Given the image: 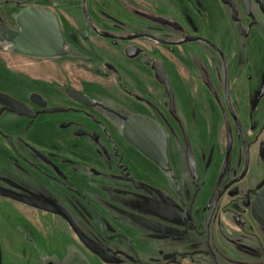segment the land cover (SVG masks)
Masks as SVG:
<instances>
[{"label": "rangeland", "instance_id": "1", "mask_svg": "<svg viewBox=\"0 0 264 264\" xmlns=\"http://www.w3.org/2000/svg\"><path fill=\"white\" fill-rule=\"evenodd\" d=\"M37 1L0 0V31L10 28L17 33L16 16L27 7L52 8ZM78 1L71 0L70 9L64 11L59 6L56 12L64 20L66 12L79 15ZM137 1L142 13L160 18L166 16L167 9L175 11L180 18L172 22L190 35L184 39L186 47H163L156 40L149 49L150 61L166 68L172 104L149 62L145 76L139 70L142 60L125 64L126 60L116 58L106 46H101L98 54L66 53L45 62L15 53L12 44L2 41L0 32V92L37 111L30 101L33 94L45 96L49 105L56 107L63 103L66 86L52 83L66 84L106 105L109 114L105 120L111 131L110 136L101 135L104 148L99 151L91 135L68 124L75 121L69 118L73 115L29 119L0 114V187L48 203L59 202L74 211L77 220L108 246L112 264H264V229L251 216L252 203L264 186V18L254 2L252 17H247L240 0H232L238 21H233V10L222 0ZM88 5L98 20L110 17L111 22L118 12L132 15L122 5L124 11H119L116 0H89ZM137 21L138 30H145L147 22ZM238 22L247 33L241 34ZM153 30L159 39L176 41L180 35L158 24ZM104 61L119 71H108ZM117 75L145 98L148 95L139 84H147L152 93L148 104L132 100L128 106L121 105L118 99L125 97L117 87ZM201 79L211 84L210 88L201 85ZM139 112L168 128L169 171L146 160L125 140L123 121ZM229 135L233 141L230 154ZM188 149L197 161L195 173L188 165ZM244 172L245 178L228 194L248 195L249 201L243 202L249 207L244 208L247 215L218 210L213 225L219 222V228L209 230L213 236L209 244L204 236L181 228L184 221L188 226L193 216H199L195 207L208 208L225 179ZM132 175L135 186L129 181ZM119 190L126 194L119 195ZM84 194L90 198H81ZM191 200L195 205L188 203ZM236 202L242 209V202ZM223 203L215 200L217 206L223 207ZM93 210L96 212H90ZM133 216L155 221L162 229H146L136 224ZM240 223L249 229H241ZM220 231L228 241L221 240ZM207 254L214 255V262ZM0 264L107 263L94 257L62 218L0 194Z\"/></svg>", "mask_w": 264, "mask_h": 264}, {"label": "flooded vegetation", "instance_id": "2", "mask_svg": "<svg viewBox=\"0 0 264 264\" xmlns=\"http://www.w3.org/2000/svg\"><path fill=\"white\" fill-rule=\"evenodd\" d=\"M35 1H37V0H35ZM70 1L71 0H39L36 3H39V4H45V3H47L52 8H40V7L31 6V7H34L36 9H40V10H43V11H49V12L53 13L56 16V18H57V20L59 22L61 34H62L63 39H64L63 52L59 56L52 57V58H42V57H35V58L44 60L45 62H49L50 60H53L55 58L63 57L64 54H66V53H73V54L74 53H83V54L96 53V54H98L99 53L98 49H102L101 46H106V47H108L110 49V51H111L110 53L116 54V58H119L120 57L124 61L126 60L125 62L123 61L125 64H127L128 61H131L132 62L134 60L135 61L136 60H142V63L141 64L139 63L140 64L139 65V68H140L139 70L145 76H147L148 73L146 71H144V70H147V65L146 64H148V62H149V64H151L150 65V68H151V70L154 73V78H155L156 82L160 86H162V88L164 90V94H166V96L169 97V99H170L169 102L172 104L173 94H171V92H172L171 91L172 90L171 89V83H170V81L166 77V68H165V66L163 64H161L159 62L150 61V58L149 57H150V53L152 51L149 50V49H152V47L154 46V43H156V40H159L160 42L158 43V45L163 46V47H166L168 44H176L177 46H185L186 47V41L184 39L187 38V37H189L190 35L189 34H186L185 31H184V29L180 28V26L178 24L172 22V20L173 21H176L177 19H179L180 18V15L178 13H176L175 11H171V10H168L167 9L166 16L160 18V17L154 16L152 14L142 13L140 11L141 9L139 8V5L140 4H139V2L137 0H116V5L118 6L119 11L120 10L121 11H124L123 8L122 9L120 8V5H122V6H124V8H129L130 12H132V15H129L128 16V14H122L121 12H118L113 17V20L111 22H109L110 17L108 19L105 18V20L104 19L98 20L96 18V16H93L89 12V5H88L89 0H79L78 1L79 2L78 7H79V10H80V14L79 15L78 14L75 15V14H71L69 12H66L65 14H67V19L64 20L56 12V9H58L59 6H62V9L64 11H66L67 9H70V7H72V3H70ZM222 1L224 2V0H222ZM230 1H231L232 5L229 4V3H225V2L224 3L226 5H228L229 7H231V9L233 10V12H234L233 17L234 16L237 17L236 19H233V21H238V16H237V14H235L237 11L234 9L235 8V5L232 2V0H230ZM253 2L255 3V5L258 6V9L260 11V14L264 18V12L262 10V6H261V4H259L257 2V0H251V3H250V13H247L246 12V10L244 9V7H243V5L241 3L244 13L247 14L246 16L247 17H250V18L252 17L251 9H252V5L254 4ZM262 3H263V7H264L263 0H262ZM16 7L17 8L19 7V3L16 4ZM27 8H29V7H27ZM137 11L140 12V13H138ZM20 13H21V11H20ZM20 13H18V15ZM18 15L16 16V20H15V23L17 25H18V23H17V17H18ZM127 16L130 17V19H127ZM138 18H140L141 20H144V21L147 22L146 29L143 30V28H141L143 31H139L138 30V27H137L138 26V21H137ZM107 22H109V23H107ZM106 24H107V26H106ZM154 24H156V25L158 24V25L164 26L165 28H168V29L170 28L175 33H178L180 35H179V37L177 38L176 41H170V40H167V39H159V38L155 37L154 34H153L154 33V30H153ZM240 24L243 25V29H244V33H242L241 30H240L241 34L247 33L248 31L246 30V28H245V26H244V24L242 22H238V27L240 26ZM18 27H19V31H16L17 33H14L15 31L11 30L10 28L9 29L7 28V29H4V30H1L0 32H1V35H2L1 36L2 37L1 38L2 41H6L7 44H12L11 43V39L16 34H18L21 31L19 25H18ZM11 34H14L12 38H11ZM214 48H215V50H217L218 52H220L216 47H214ZM167 49H168V47H167ZM14 52L17 53L15 47H14ZM220 54H223V53L220 52ZM143 60H145L144 63H143ZM123 62L120 61V63L122 65H124ZM155 63H158V64L162 65L163 70H164V74H165V79L168 81V84H169L168 87L165 86L164 84L160 83L156 79L155 69H154V64ZM103 65H104V67L108 71H111L113 73H116V72L119 71V69H118L117 66L111 65L107 61H104ZM205 73H207V72L205 71ZM208 74L211 75V73H209V72H208ZM212 79L215 82L216 78L213 77ZM118 80H119V82L117 84V87L120 89L121 93L123 94V97H125L124 99H118V102L121 105L128 106L127 103H129L132 100H134L137 103L138 102L139 103H142L143 102L145 104L146 103L148 104V100H149L148 98L150 96H152V93H151V91H149L147 84H141V85L139 84V87L141 88V91L142 92L144 91L148 95L145 98V97H142L141 95H139L138 90L133 89L132 88L133 87L132 85H130V84L122 81L120 75L118 76ZM40 82H42V81H40ZM55 82H53V83L51 82V83L53 85L57 86V87H63V88H65V86H66L65 94L62 95L63 96V98H62L63 103L61 105H59V106L52 107V106L49 105V101H48V99L45 96L38 94V95H40L41 97H43L45 99L46 106L45 107H40L39 105H37V104L34 103V105L37 107V111H34L33 110L37 114L36 118H38L40 116H43V115H55V114L73 115V117L71 116L69 118H74L75 121H73V122L72 121H69L68 124L71 123L72 124L71 127L76 128V130L79 133H82V134H85V135H91L90 136L91 137L90 138L91 141L94 144L98 145V150L99 151H102L103 148H104L102 146V144H104V143L102 141H100L101 135H104L105 137H107V136H110V132H111L110 131L109 124L105 120V116L109 114V110L106 108V105L104 103H102L101 100H99L97 98H93L91 95H88L83 90H80V89H77V88H73V87L71 88V87L67 86L66 84L62 85V84H60L57 81H55ZM200 82H201V85L202 84H205L204 83V80H202V79H201ZM209 85H211V84L208 83V85H206V86H208L210 88ZM97 86H100V85L97 84ZM97 88H99V87H97ZM101 89L104 90L103 88H101ZM101 89H98V90L101 91ZM52 90L55 91V92L58 91L56 88H53V87H52ZM68 90H75V91H78V92L82 93L83 95H85L91 101V103H92L91 106H86V105L81 104V103L75 101L74 99H72L68 95ZM52 108H59V109H62L64 111L61 112V113L45 114V111L46 110L52 109ZM0 109H3V107L0 106ZM4 112H6V111L4 110L1 114H3ZM134 115H140V116H143V117H147L149 119L154 120L158 124H160L165 129V131L167 132L168 141H169V131H168V128H166L161 122L157 121L152 116H149V115H147L144 112H139V113L134 114ZM134 115H131V116L127 117L123 121V126H124L125 121L128 118H130V117H132ZM239 130H241V129H239ZM241 131H243V130H241ZM241 131H240V133H241ZM122 133H123V127H122ZM240 137H241L242 141L245 139L243 135H241ZM227 140H228L227 151L230 154L231 148L233 146V143H232L233 141H232L231 135L228 136V139ZM110 142L111 141H108L107 144L110 145L111 144ZM131 147L135 151H137L133 146H131ZM189 150L191 151V154L194 157V161H195L194 168H191L190 165H189V159H188V151ZM137 152L140 153L139 151H137ZM245 154H246V157H247V160H248L249 159V152H248V150H245ZM186 155H187V160H188V165H189L190 171H191V173H195L196 172V167H197V163H196L197 161H196V158H195V155H194L192 149H188L187 152H186ZM143 157L146 160H148L149 162H151L145 156H143ZM119 159H121V157H119ZM151 163H153V162H151ZM167 167H168V165L166 167L162 168V169L165 170V171H169L170 169L167 168ZM113 175L115 176L116 174H113ZM245 176H246V172H244L243 174H241V176H239V177H237V176L236 177L235 176L233 177L232 176L231 178L225 179V182H224L223 186L219 190H217V193L214 196V198L211 201H209L210 205L208 206L207 209L203 208L202 206L201 207H197V208L194 206L195 207V210H200L199 213L201 214V217H200V214H199V216H197V215L196 216H193L192 219L190 220V221H192V223L191 222H187L188 226H185V224H186L185 221L182 224L183 227H181V225L179 223L178 224L175 223V225L181 227L184 231H186L188 229L189 231H191L194 234H197L200 237L204 236V239H203L204 242H206L207 244H209L211 242L212 238H213V236H212V234L210 233L209 230H212L213 231L214 228H215V226H217L215 223L213 225V222L216 221V220H218V215L217 214L220 212L218 210H223L226 213H228L230 211H236V212H239L243 216L247 215L244 208L247 207L249 209V207L248 206L244 207L243 202L244 201H249L248 195H243V194L239 195V194H237V195H231L230 196L228 194V192H231L232 193V187H233V185L235 183H239L240 181H242L245 178ZM115 177H114V179H115ZM59 180H62V179L60 178ZM134 180H135L134 179V175H132L129 181L131 182V184L133 186L136 185V184H134ZM136 180H137V178H136ZM116 192L119 195L121 194V196H124L126 194V192L122 191L123 192L122 193L120 190L119 191H116ZM87 196L88 195H85L84 194V195H81L80 197L81 198H90V197H87ZM181 196H182L181 197L182 201L185 200L183 198V194L182 193H181ZM224 196H226V197L224 198ZM104 197L106 198V196H104ZM107 198H108V196H107ZM255 199H256V197H255ZM255 199H254V201H255ZM215 200L221 201V202L224 201L223 207L220 206V205L219 206L215 205ZM238 200H240L242 202V207H241L242 209H240V207L238 206V203L236 202ZM254 201H253V203H254ZM54 203H56V202H54ZM91 203H92V201H90L88 203V206L86 207V209H89V210L91 209V207H92ZM108 203H109V201H108ZM188 203H191V204L195 205L192 200L189 201ZM253 203H252V206H253ZM252 206H251V216H252ZM67 210H69V209H67ZM69 211L73 214V216L76 219V221L87 232V234L90 237H92L93 239H95L97 242L101 243L100 241H98L88 231V229L86 228L85 224H83L81 221H78L77 220V218L75 217L76 216V213L74 215V211L73 212H72V210H69ZM90 212H96V211L93 210V211H90ZM55 216H57V215H55ZM202 216H204V218H202ZM205 216H206V218H205ZM134 217L135 216H133V218ZM153 222H155V221H153ZM219 224L220 223L218 222V226H219ZM240 224H241V226H240L241 229H246V228L249 229V227L248 226H245V224H243V223H240ZM158 226H159V228H158L157 231H160L162 229V227L159 224H158ZM71 229H72V227H71ZM151 231H153V230H151ZM218 234H220L221 236L224 235L221 231ZM223 239L226 240V241L229 240L227 237L225 239L222 236L221 237V240L223 241ZM101 244H103V243H101ZM109 253H110V250H109ZM92 255L94 257H97L93 253H92ZM207 255L210 257V260L212 262H214V259H215L214 258V255H212V254H207ZM97 258H99V257H97ZM112 259H113V257H112ZM100 260L103 261L102 259H100ZM113 261H114V259H113ZM113 261H112V263H113Z\"/></svg>", "mask_w": 264, "mask_h": 264}, {"label": "water", "instance_id": "3", "mask_svg": "<svg viewBox=\"0 0 264 264\" xmlns=\"http://www.w3.org/2000/svg\"><path fill=\"white\" fill-rule=\"evenodd\" d=\"M224 2L232 5L230 0H224ZM257 2L261 4L264 12L262 0H257ZM241 3L246 12L250 13L251 0H241ZM236 18L234 16V19ZM17 23L21 31L11 39V43L17 53L32 57L52 58L59 56L63 52L64 39L61 34L59 22L53 13L29 7L21 11L17 17ZM239 27L241 32L244 33L243 25L240 24ZM154 69L156 79L168 87L169 84L165 79L162 65L155 63ZM68 95L75 101L86 106H91L92 104L89 98L78 91L68 90ZM30 101L40 107L46 106L45 99L38 94H33ZM0 106L3 107V109H0V114L5 110L8 113L29 119H35L37 116L28 104L2 92H0ZM63 111L59 108H52L46 110L45 114L61 113ZM123 136L131 146L158 167L164 168L168 165V135L165 129L154 120L140 115H134L128 118L123 126ZM188 159L190 167L194 168L195 161L190 150L188 151ZM0 194L31 208L63 218L91 253L95 254L105 263H112L113 259L109 253V248L90 237L76 221L73 214L62 204L37 200L1 187ZM252 217L264 228V187L256 195L252 206ZM133 220L138 225L149 230L157 231L159 228L156 222L143 217L135 216Z\"/></svg>", "mask_w": 264, "mask_h": 264}]
</instances>
